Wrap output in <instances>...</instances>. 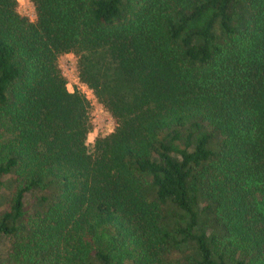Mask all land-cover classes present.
Wrapping results in <instances>:
<instances>
[{
  "label": "trees",
  "instance_id": "obj_1",
  "mask_svg": "<svg viewBox=\"0 0 264 264\" xmlns=\"http://www.w3.org/2000/svg\"><path fill=\"white\" fill-rule=\"evenodd\" d=\"M30 2L0 0V264H264V0Z\"/></svg>",
  "mask_w": 264,
  "mask_h": 264
},
{
  "label": "rangeland",
  "instance_id": "obj_2",
  "mask_svg": "<svg viewBox=\"0 0 264 264\" xmlns=\"http://www.w3.org/2000/svg\"><path fill=\"white\" fill-rule=\"evenodd\" d=\"M18 12L27 17L30 21H35V10L30 0H17ZM76 57L72 53L62 54L59 57V65L62 69L64 76L67 79V89L70 92L80 90L85 94L90 102V114L93 128L87 135V145L90 151H93V144L97 137L106 136L111 133L115 127L114 120L104 107L97 101L92 91L83 83L80 82L78 77V70L76 65ZM8 194L7 188L0 190V196ZM31 203V198L27 199V204ZM8 249V238L5 236L0 237V256L6 255Z\"/></svg>",
  "mask_w": 264,
  "mask_h": 264
}]
</instances>
